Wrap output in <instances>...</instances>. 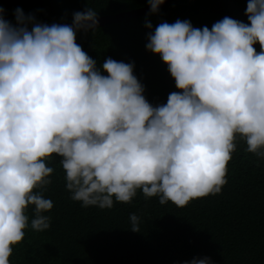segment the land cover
Listing matches in <instances>:
<instances>
[{"label":"clouds","instance_id":"1","mask_svg":"<svg viewBox=\"0 0 264 264\" xmlns=\"http://www.w3.org/2000/svg\"><path fill=\"white\" fill-rule=\"evenodd\" d=\"M147 2L156 12L163 0ZM13 15L15 24L0 16V264L27 227H49L52 154L70 199L101 209L130 202L137 189L177 207L218 193L237 134L264 159V0H247V23L146 24L145 50L159 55L178 90L155 105L132 62L105 58L97 67L75 42L96 25L92 7L74 12L71 25L36 22L20 8ZM128 220L139 231V217Z\"/></svg>","mask_w":264,"mask_h":264},{"label":"trees","instance_id":"2","mask_svg":"<svg viewBox=\"0 0 264 264\" xmlns=\"http://www.w3.org/2000/svg\"><path fill=\"white\" fill-rule=\"evenodd\" d=\"M246 3L172 0L156 12L78 30L75 42L97 67L105 58L132 62L145 99L153 105L164 103L178 90L159 55L145 50L146 35L158 23L177 19L196 28H210L225 16L247 23ZM147 4V0H0V16L15 24L13 13L20 8L36 22L52 24L71 22L72 14L86 7L103 17ZM253 47L260 51L258 43ZM234 144L221 190L182 207L168 201L160 204L155 196L145 198L139 189L128 203L82 207L70 199L60 158L52 154L46 159L53 168L51 183L43 192L52 202L43 213L50 217L49 227L43 231L27 227L12 246L9 264H181L194 257H209L213 264H264V159L246 152L238 134ZM130 213L139 217L137 232L128 229ZM26 214L30 220L31 206Z\"/></svg>","mask_w":264,"mask_h":264},{"label":"water","instance_id":"3","mask_svg":"<svg viewBox=\"0 0 264 264\" xmlns=\"http://www.w3.org/2000/svg\"><path fill=\"white\" fill-rule=\"evenodd\" d=\"M170 1H172V0H163V3L158 5L157 9L163 7L164 5L169 3ZM149 13H151V12H149V7L147 4V5H144V6L139 7V8H135V9L127 10V11H122V12H118L115 14L106 15L103 17L102 16L96 17V25L95 26H98V25L103 26L104 24L111 23L114 21H120L123 19L138 17L140 15H146ZM71 23H72V21L71 22H64V23H56V24H69V25H71Z\"/></svg>","mask_w":264,"mask_h":264}]
</instances>
